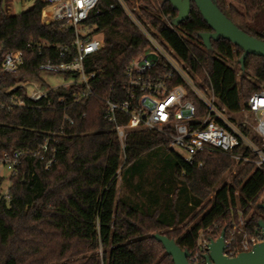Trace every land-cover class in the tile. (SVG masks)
I'll return each mask as SVG.
<instances>
[{
	"label": "trees",
	"instance_id": "obj_1",
	"mask_svg": "<svg viewBox=\"0 0 264 264\" xmlns=\"http://www.w3.org/2000/svg\"><path fill=\"white\" fill-rule=\"evenodd\" d=\"M127 1L135 7L134 0ZM142 1L141 11L156 33L202 80L205 71L209 74L229 112L247 109L250 97L264 88V57L249 55L243 71V50L230 41L221 38L212 41L211 50L204 47L199 35L211 28L194 2L189 18L178 27L184 34L180 36L164 19L178 14L170 2ZM215 1L240 29L264 40V0ZM10 2L0 0V61L7 51L23 52L18 72L6 78L14 84L39 78L38 65L58 61L60 47H71L75 34L61 22L43 21L44 0H35L19 14L8 13ZM88 23L104 38L101 50L87 63V71L96 72L91 94L80 97L85 86L74 84L51 92L50 107L0 115V157L14 149L38 148L48 131L55 132L50 149L57 147L56 161L48 170L51 153L24 157L12 178L11 201L0 202V264H174L155 233L175 240L190 255L208 229L213 239L223 230L228 238L233 225L249 236L256 234L264 220V210L258 208L264 202V169L236 164L218 151L199 153L195 165L171 151L176 179L183 182L174 189L165 188L164 182V195L148 200L146 211L120 197V171L157 146L168 149V139L155 131L131 130L121 141L116 126L125 125L129 116L117 111L116 122H109L106 102L125 99L126 69L150 44L116 0H100ZM64 115L73 124L64 122ZM243 130L260 142L250 128ZM180 188L191 204L187 212L176 208ZM196 207L200 210L195 213ZM239 235L235 245L240 244Z\"/></svg>",
	"mask_w": 264,
	"mask_h": 264
},
{
	"label": "built area",
	"instance_id": "obj_2",
	"mask_svg": "<svg viewBox=\"0 0 264 264\" xmlns=\"http://www.w3.org/2000/svg\"><path fill=\"white\" fill-rule=\"evenodd\" d=\"M44 1L47 5L43 9V21L61 22L63 26L71 27L75 34L72 46L60 47L58 61L49 59L40 63L39 78H27L14 84H9L6 78L18 72L24 54L20 50L5 52L0 61V115L19 108L50 107L51 92L74 84L85 86L80 97L92 92L90 81L96 72H88L87 63L101 50L104 38L102 33L96 32V26L88 21L100 0ZM116 1L150 44L144 54L134 59L126 69L125 99L119 103L112 100L106 102L109 122H116L117 111L129 116L125 125L116 126L121 141L124 142L131 130L155 131L168 139L170 151H183V159L190 165L196 164L199 153L218 151L231 157L236 164L251 163L256 168L264 169V115H259L264 113V88L250 97L247 109L230 113L217 97L209 74L205 71L204 81L187 66L156 33L140 6L133 8L127 0ZM114 7L111 5V8ZM164 19L178 35L184 36L172 20ZM43 73H51L62 79L52 85ZM63 121L73 124L72 118L67 115H64ZM245 126L259 138V143L244 132ZM60 132H63V126ZM47 134L43 143L34 150L14 149L2 154L0 202L11 201L12 178L24 157L40 152L51 153L53 158L46 163V170L56 161L57 147L50 149L55 132L48 131ZM201 166L202 163H198V167ZM210 232L208 229L207 234H200L196 250L189 257L191 264H207L209 243L216 240L209 237ZM236 234H243L238 245H235ZM263 241L264 235L259 227L256 234L249 236L238 225H233L230 236L225 238L224 254L235 257Z\"/></svg>",
	"mask_w": 264,
	"mask_h": 264
},
{
	"label": "water",
	"instance_id": "obj_3",
	"mask_svg": "<svg viewBox=\"0 0 264 264\" xmlns=\"http://www.w3.org/2000/svg\"><path fill=\"white\" fill-rule=\"evenodd\" d=\"M178 12L172 20L173 25L180 26L190 16L192 2L195 3L200 14L207 22L211 31L199 35L206 49H212V41L223 38L243 50L239 59L241 69L249 55L264 57V40L240 29L217 5L215 0H166ZM264 210V202L258 204ZM258 227L264 235V220H260ZM153 237L162 243L166 253L172 257L174 264H191L190 253L182 250L175 240L155 233ZM226 232L222 231L216 240L209 243V254L206 256L207 264H264V241L252 247L249 251H242L235 257L224 254Z\"/></svg>",
	"mask_w": 264,
	"mask_h": 264
},
{
	"label": "rangeland",
	"instance_id": "obj_4",
	"mask_svg": "<svg viewBox=\"0 0 264 264\" xmlns=\"http://www.w3.org/2000/svg\"><path fill=\"white\" fill-rule=\"evenodd\" d=\"M35 0H11L10 7L8 10L9 14H19L33 5ZM135 6H142V0H134ZM228 64L235 66L233 62L227 61ZM43 76L47 78L52 85H56L61 81L60 76L53 75L51 73H43ZM260 117L264 113L259 114ZM181 158H184V152L177 150ZM122 172V173H121ZM176 157L169 149L164 146H157L138 159L133 161L130 165L124 167L123 171H120L118 175V184H119V195L122 199L130 201L133 204H136L141 209L146 211V204L148 200H151L156 195H164L163 190L165 188L174 189L178 181L183 182L182 179H176ZM232 174L229 173L226 176V180L230 181ZM164 182L167 187H163ZM220 183L215 190H218L221 187ZM167 195V194H166ZM189 196V195H188ZM191 196V195H190ZM192 198H194L192 196ZM170 200V199H168ZM188 199L185 198V193L183 189H179L177 193V205L176 208L179 211H189L190 207L187 205L191 204ZM200 210L195 208V213ZM173 213L172 209L168 214ZM204 214L201 212L199 218ZM166 215V213H164ZM241 240L242 236L239 235Z\"/></svg>",
	"mask_w": 264,
	"mask_h": 264
}]
</instances>
